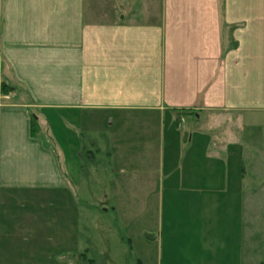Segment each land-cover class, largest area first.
I'll list each match as a JSON object with an SVG mask.
<instances>
[{"label": "crops", "instance_id": "0c3cea01", "mask_svg": "<svg viewBox=\"0 0 264 264\" xmlns=\"http://www.w3.org/2000/svg\"><path fill=\"white\" fill-rule=\"evenodd\" d=\"M112 9L113 19L89 17H109ZM48 113L76 120L65 122L73 130L89 114L158 120L165 175L131 177L129 191L157 196L159 225L173 233L168 244H179L174 229L181 220L184 229L185 220L193 249L223 238L237 261L238 162L212 151V139L198 138L180 154L175 127L187 117L197 120L195 128L205 117H264V0H0V264H28L42 253L35 242L26 244L29 238L14 242L20 236L11 224L13 200H57L62 239L80 212L62 149L73 143L59 132L60 166L42 135L52 133ZM183 160L187 173L180 175ZM63 264H84L83 257L74 253Z\"/></svg>", "mask_w": 264, "mask_h": 264}, {"label": "rangeland", "instance_id": "374dc122", "mask_svg": "<svg viewBox=\"0 0 264 264\" xmlns=\"http://www.w3.org/2000/svg\"><path fill=\"white\" fill-rule=\"evenodd\" d=\"M109 14V17H102L95 13L89 17L96 21L113 19L114 10H110ZM118 14L121 13L117 9ZM99 115L96 119H93L95 114L80 117L73 130L65 122L75 123L76 120L59 119L58 115L47 114L52 133L48 129L43 131L44 141L56 154L60 166L63 154L67 156L71 176L76 180L72 190L80 212L77 218L75 216L76 224L72 226L70 236L75 238L62 239L59 236L62 231L59 229L57 200H53L52 204L45 200L37 204L13 200L11 224L17 226L20 236H15L14 242L19 240L24 243L25 238H29L26 244L29 245L31 240L42 251L41 254L36 253L28 264H63L67 256L83 252L96 264H264V117L248 116L239 121L223 118L222 115L205 117L196 126L198 128L194 127L197 120L187 117L185 124L175 127L180 135V154L197 145L198 138L212 139V151L230 162H238V211L242 215H239L238 251L229 249L236 252L237 261H230L226 248L228 244L222 241L223 238L208 241L212 246L207 243L199 252V248L193 249L195 239H189V234L183 235L185 220L184 229L179 224L182 220L174 229L181 242L178 244L176 238L174 244H168V234L172 232H168L165 225L162 231L159 225L161 210L156 195L137 187L129 191L125 181L131 177L154 176V179H161L165 175L159 160L158 120L144 124L141 119ZM60 131L73 143L70 145L67 142V146L62 148L64 153L58 142ZM189 137H192L190 142ZM234 139L238 140V149L234 146ZM142 142L149 146L146 150ZM218 145L223 146L221 150ZM86 151L94 156V162L85 161L82 169L79 167V156ZM123 154L129 163L122 157ZM183 164L184 160L176 168L180 175L187 173ZM134 165L136 171H132ZM226 170L228 174L235 173L230 167ZM7 217L3 215L2 219ZM25 225H28L27 231L23 230ZM33 232L35 235H32ZM174 258L178 261L172 263ZM83 262L89 264L84 259Z\"/></svg>", "mask_w": 264, "mask_h": 264}, {"label": "trees", "instance_id": "16d2710c", "mask_svg": "<svg viewBox=\"0 0 264 264\" xmlns=\"http://www.w3.org/2000/svg\"><path fill=\"white\" fill-rule=\"evenodd\" d=\"M1 90H2V92L4 93V94H7L8 93V91H7V89H6V86L5 85H2V88H1ZM39 128H38V126H37V123L35 122V121H33L32 122V124H31V130H30V134H31V136H36V135H38V133H39ZM82 138H84V137H82ZM84 141V139L82 140V142ZM83 144V143H82ZM89 153V155H86V154H88ZM92 154V153H91ZM80 161H81V164H80V167L83 169L84 168V162L86 161H89V162H94V156L93 155H90V152H85V153H81V156H80ZM95 165H96V163H95ZM79 256H82L83 257V259H84V261H86L87 263H92L93 264V260L92 259H87L86 258V254L83 252V253H81V254H79Z\"/></svg>", "mask_w": 264, "mask_h": 264}, {"label": "built area", "instance_id": "2783aa9c", "mask_svg": "<svg viewBox=\"0 0 264 264\" xmlns=\"http://www.w3.org/2000/svg\"><path fill=\"white\" fill-rule=\"evenodd\" d=\"M6 99H8V97H5Z\"/></svg>", "mask_w": 264, "mask_h": 264}]
</instances>
